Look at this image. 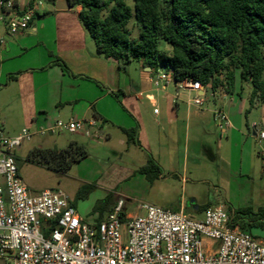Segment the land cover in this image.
Wrapping results in <instances>:
<instances>
[{
	"label": "crops",
	"instance_id": "obj_1",
	"mask_svg": "<svg viewBox=\"0 0 264 264\" xmlns=\"http://www.w3.org/2000/svg\"><path fill=\"white\" fill-rule=\"evenodd\" d=\"M28 1L18 0L21 6ZM79 11L80 7L68 11H56L54 7L52 12L43 9L31 29L10 37L0 21V124H7L4 114L13 109L21 123L17 132L51 128L57 121L83 122L84 129L71 134L88 140V158L93 156L92 148L107 151L95 157L102 166L99 172L111 173L122 181L141 177L152 194L150 205L174 212L183 210L202 217L199 208L203 207L197 200L213 168L220 171L223 188L231 189L235 182L240 192L246 193L249 183L245 177L256 173L251 141L264 142L259 137L264 129L253 121V138L245 133V98L239 108L235 104L225 111L222 106L227 105L233 86L221 87L217 92L210 87L195 92L172 81L155 88L152 78L162 72L159 69L153 74L138 63L135 75L128 72V67L122 71L117 62L96 54L92 39L79 21ZM198 96L202 97L201 105L194 103ZM220 109L228 119L222 130L215 120V112ZM217 128L222 140L215 146ZM125 130H136V144L129 142ZM223 141H227L228 153ZM35 148L49 147L37 144ZM52 148L58 149L57 145ZM259 155L257 173L262 185L250 195L264 207V153ZM149 157L162 169L153 181L140 172ZM177 188L180 194L175 193ZM191 199L194 203H189ZM111 207L98 218L86 219L79 214L98 223L109 216ZM123 211L138 215L129 214L125 205Z\"/></svg>",
	"mask_w": 264,
	"mask_h": 264
},
{
	"label": "built area",
	"instance_id": "obj_2",
	"mask_svg": "<svg viewBox=\"0 0 264 264\" xmlns=\"http://www.w3.org/2000/svg\"><path fill=\"white\" fill-rule=\"evenodd\" d=\"M42 8L43 0H29L25 6L18 0H0L6 36L31 29ZM172 81V72L152 78L155 88ZM179 86L195 92L205 88L192 80ZM194 103L201 105L202 97ZM215 120L221 130L226 128L223 110L215 112ZM84 127L81 121H57L34 132L25 128L12 139L0 135V259L5 264H264V242L231 228L222 205L204 210L202 219L150 204L130 216L119 199L105 220L92 223L80 216L64 192L33 193L13 152L35 135L77 133ZM259 137L264 140V132Z\"/></svg>",
	"mask_w": 264,
	"mask_h": 264
},
{
	"label": "trees",
	"instance_id": "obj_3",
	"mask_svg": "<svg viewBox=\"0 0 264 264\" xmlns=\"http://www.w3.org/2000/svg\"><path fill=\"white\" fill-rule=\"evenodd\" d=\"M69 1L73 8L80 7L79 21L96 54L117 62L122 71L136 62L156 74L162 65L173 73L175 83L192 80L213 92L233 86L238 73L241 81L252 85L251 106L264 102V0ZM48 2L55 5L56 0ZM160 40L169 49L160 50ZM125 133L130 143H137L136 130ZM87 158L86 147L77 141L62 149L34 148L27 155V161L57 173ZM140 172L153 181L162 169L149 157ZM117 202L109 193L97 209L103 215L112 206L111 214ZM250 211L228 207L229 226L260 240L250 227L264 230V208L258 214ZM239 214L252 215L249 225Z\"/></svg>",
	"mask_w": 264,
	"mask_h": 264
},
{
	"label": "rangeland",
	"instance_id": "obj_4",
	"mask_svg": "<svg viewBox=\"0 0 264 264\" xmlns=\"http://www.w3.org/2000/svg\"><path fill=\"white\" fill-rule=\"evenodd\" d=\"M53 8V5L49 3L48 0H43V8L39 10V13L43 11V9H47L48 11L52 12ZM165 49H169V45L165 41L160 40V50ZM137 64L138 63L134 62L128 66V72L131 75H135L137 70L139 71ZM159 70L164 73H168V71H170L162 65L159 66ZM251 93V83L241 81L240 76L237 73V79L233 84V94L229 95L227 105L222 106V108L224 107L225 111L232 108L235 104H237L239 108L243 103L242 98H245L243 129L250 137H252L253 121L258 122L264 129V102L259 101L254 107H252L250 103ZM232 98L235 100L234 103L231 102ZM216 101H218V99ZM6 113L9 112L7 111ZM4 115L6 117H3V121L5 119L7 124L5 126L0 124V135L6 139H12L21 133V130L20 132H17L19 131L21 125V123H19V115L14 109L9 114ZM30 131L34 132L31 129ZM72 140L79 141V143L81 142L84 146L88 144V140L78 139L76 135L68 133L67 131H63L56 132L55 134L46 133L44 135H35L30 141H24L20 150L16 149L13 152L16 157L19 169L21 170V176L25 184L33 193H40L46 189L60 190L68 195V197L75 203L78 212L81 213V215L86 219L98 218L101 215V212L97 208L99 204H101V202L106 199L109 193H112L115 198L123 200L127 212L132 215L142 213L140 210L141 206L152 204V194L150 193L148 187H146L144 180L140 179L141 177L122 181L118 178V176H112L113 174L111 173L108 174L107 172H99V170H102V166L95 157L98 156V154H106L107 151L105 149L99 147L92 148V157L87 158L80 164L74 165L69 171L65 173L53 172L44 166L36 165L27 161L28 153L34 149L37 144H41L49 148L57 145L58 149H62L65 148L68 145V142ZM221 140L220 130L217 128V136L215 138L214 145H218ZM251 142H253L250 145L252 150V165L254 171L256 170V173H253V175L249 176V178L245 177V180L247 181L246 183H249L246 193L240 192L238 188L239 185H237L235 182L231 189L223 188L219 181L221 173L218 168H213L210 170V175L208 174L210 177L208 178V182L202 186L201 197L199 200H197L199 205H201L203 208L204 205L207 204L215 206L222 205L227 211L228 207H230L232 211H241L250 207V212L253 214H258V210L260 208H264L260 205L259 201L257 202L256 196L251 198L250 195L251 190L256 192L258 187L262 185V178H260L259 174L257 173V169H259L257 164L261 161L259 154L264 153V142L260 143L254 140ZM223 144H225V152L228 153L230 150L229 146H226L227 141H223ZM106 159L110 162L116 161L113 158ZM232 162L234 163L236 161L233 160ZM244 183L245 182L242 184ZM109 185H111V187H109ZM175 193L180 194V189L177 188ZM175 193L173 196L176 195ZM192 201L193 199H191L189 203ZM204 210L205 209H203L201 212L202 217L198 216V214L195 216L190 215L189 212H186V214L196 219H202L204 216ZM238 216L243 219L245 224L249 225L252 215L239 214ZM250 229L254 235L261 238L260 240L264 238V230L253 226L250 227ZM0 264H5V262L0 259Z\"/></svg>",
	"mask_w": 264,
	"mask_h": 264
},
{
	"label": "water",
	"instance_id": "obj_5",
	"mask_svg": "<svg viewBox=\"0 0 264 264\" xmlns=\"http://www.w3.org/2000/svg\"><path fill=\"white\" fill-rule=\"evenodd\" d=\"M54 7L56 11H68V10L73 9L69 0H56ZM148 70H151V69L148 68ZM192 203H194V201H192Z\"/></svg>",
	"mask_w": 264,
	"mask_h": 264
}]
</instances>
